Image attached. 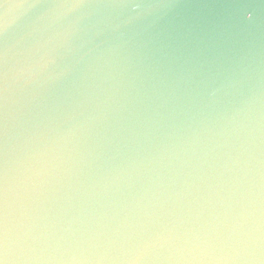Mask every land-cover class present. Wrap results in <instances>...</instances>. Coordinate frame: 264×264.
<instances>
[{"label": "water", "instance_id": "water-1", "mask_svg": "<svg viewBox=\"0 0 264 264\" xmlns=\"http://www.w3.org/2000/svg\"><path fill=\"white\" fill-rule=\"evenodd\" d=\"M0 264H264V0H0Z\"/></svg>", "mask_w": 264, "mask_h": 264}]
</instances>
